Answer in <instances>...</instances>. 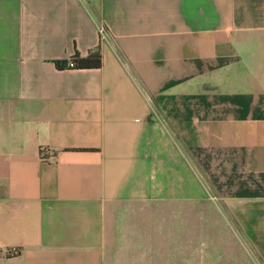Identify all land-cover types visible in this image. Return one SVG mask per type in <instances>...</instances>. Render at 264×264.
Instances as JSON below:
<instances>
[{"label": "crops", "instance_id": "obj_1", "mask_svg": "<svg viewBox=\"0 0 264 264\" xmlns=\"http://www.w3.org/2000/svg\"><path fill=\"white\" fill-rule=\"evenodd\" d=\"M97 46L100 67H66ZM248 254L264 264V0H0V264Z\"/></svg>", "mask_w": 264, "mask_h": 264}, {"label": "trees", "instance_id": "obj_2", "mask_svg": "<svg viewBox=\"0 0 264 264\" xmlns=\"http://www.w3.org/2000/svg\"><path fill=\"white\" fill-rule=\"evenodd\" d=\"M75 63V68H98L101 65V53L99 47L91 49L88 54L81 57L78 53H75L71 58ZM58 66L62 63L57 61Z\"/></svg>", "mask_w": 264, "mask_h": 264}, {"label": "rangeland", "instance_id": "obj_3", "mask_svg": "<svg viewBox=\"0 0 264 264\" xmlns=\"http://www.w3.org/2000/svg\"><path fill=\"white\" fill-rule=\"evenodd\" d=\"M202 210L206 211V206L205 207H202ZM215 210L216 211H219V212H215V228H216V232L219 233V232H222L223 230H229V229H226L227 227H230V225L232 224H229V221L227 220H218V217H217V214L221 215L222 217L225 215V213L223 212V209L222 208H217L215 207ZM200 212H201V209H200ZM227 221V222H226ZM250 253V251H249ZM251 254V253H250ZM250 254H248L246 256V263L247 264H256L254 258L250 257ZM243 263H245L244 260H242Z\"/></svg>", "mask_w": 264, "mask_h": 264}, {"label": "built area", "instance_id": "obj_4", "mask_svg": "<svg viewBox=\"0 0 264 264\" xmlns=\"http://www.w3.org/2000/svg\"><path fill=\"white\" fill-rule=\"evenodd\" d=\"M99 32H100V34L103 36L104 33H105L104 27H102V26L99 27ZM66 67H70V68L75 67V63H74V61H73L72 59H70V60L68 61L67 65H66ZM41 154H44V155H45V153H43V152H42ZM10 252H11V253H15V252H16V249H11Z\"/></svg>", "mask_w": 264, "mask_h": 264}]
</instances>
